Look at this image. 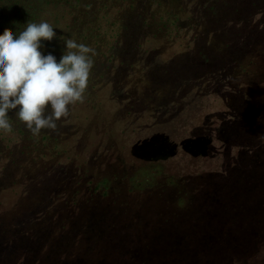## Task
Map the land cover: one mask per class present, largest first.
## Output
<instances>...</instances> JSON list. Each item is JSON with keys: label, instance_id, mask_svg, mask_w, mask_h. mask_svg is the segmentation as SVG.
I'll list each match as a JSON object with an SVG mask.
<instances>
[{"label": "rangeland", "instance_id": "1", "mask_svg": "<svg viewBox=\"0 0 264 264\" xmlns=\"http://www.w3.org/2000/svg\"><path fill=\"white\" fill-rule=\"evenodd\" d=\"M2 1L0 20L6 17L11 24L14 16ZM49 1L54 5L40 17L56 28V38L47 42V48L52 53L65 50L63 38L75 39L95 49L94 66L83 103L70 106V114L58 122L56 131L44 129L33 136L22 122L0 138L11 146L0 154V263L4 257L7 264H19L32 262L39 253L48 256L50 251L37 241L36 228L52 218L82 220L129 205L134 212L128 216L147 223L151 210L142 215L140 206L156 203L162 210L163 192L172 202L185 190L201 195L189 214H198L197 203L210 211L207 206L221 188L210 179L222 181L233 167L243 169L239 157L255 154L257 145L264 147V137L255 146L242 138L230 142L220 132L240 123L234 103L252 107L248 103L262 99L261 111L255 106V118L240 126L247 122L254 126L264 117V87L248 84L254 75L250 64L245 65V74L230 66L243 51H254L252 46L264 29V0H230L232 5L217 14L211 3L218 7L224 0ZM77 2L83 6L73 11L70 7ZM2 26L0 35L8 25ZM242 26L249 35L241 32ZM230 28L239 30V35L227 33ZM204 52L208 68L201 59ZM259 54L256 50L254 58ZM259 62L264 64V57ZM228 66L222 75V68ZM251 126L237 133L249 131L252 136ZM25 145L29 148L23 152L29 155L24 159ZM25 195L26 201L19 205ZM246 198L243 194L237 206L256 211L254 200ZM178 204L182 205L179 197ZM77 226V220L68 224L66 235L73 243L56 258L82 253L85 238L78 237ZM20 245L21 250H16ZM238 262L264 264V248Z\"/></svg>", "mask_w": 264, "mask_h": 264}, {"label": "trees", "instance_id": "2", "mask_svg": "<svg viewBox=\"0 0 264 264\" xmlns=\"http://www.w3.org/2000/svg\"><path fill=\"white\" fill-rule=\"evenodd\" d=\"M53 3L49 0H6L8 13L10 15L13 14L14 19H11V24L8 23L10 19L6 21V17L0 20V26L3 25L5 27V24L8 25V31L5 28L3 32L17 31L18 33L23 30L24 25L28 21L34 23L41 22V13ZM211 5V11L217 14L219 9L226 6L227 9L232 4L230 0H224L218 7L213 3ZM81 6H83L82 2H77L76 5L70 8H73V11H78ZM86 6L88 7V5ZM237 6L241 14L242 7L238 2ZM239 16H237V19H239ZM233 31L239 35V30L236 31L233 28H230L227 33L234 35ZM241 32L244 35L247 34V28L242 26ZM260 33L263 34L264 29ZM262 34L259 36L256 44L252 46V50L254 49L252 54L243 51L241 57L239 56L240 58L234 59L232 65H230H234L235 68L236 66L239 67L238 70L244 73L246 70L245 65L250 64L249 66L253 69L254 75L250 76V80L247 79V81L254 89L260 86L264 87V73L261 74L262 71L264 72V64L259 62V58L264 57V35ZM216 35L217 32L214 31L213 36ZM46 45L47 41L44 42V48L42 49L44 54L52 53ZM256 50L260 51V54L257 58H254ZM63 51L60 48L54 50L52 54L59 60ZM228 52L232 53V47L228 49ZM246 55L247 57H244ZM201 56V59L205 62L203 66H208L206 52L201 53ZM251 57L253 61L249 60ZM230 66L222 68V75L225 76L224 73L228 71L227 69ZM203 74L205 75L207 72ZM242 94L245 95V93ZM258 101L255 99L253 102L255 104L248 103L249 105H253V109L245 103L241 104V101L234 103L235 107L238 106L237 110L239 114L236 118L240 123H235L233 127H222L220 132L224 138H228L230 142H233L234 139L236 141L242 138L249 145L259 144V140L264 137V117H262V122L254 126H251V122L240 126L245 119L250 120L255 118V113H257L255 108L261 111L262 105ZM10 118L13 125L15 123L22 124L14 114H10ZM243 126L246 128L252 127L253 132H250L252 136L249 134V131L242 136L237 133ZM233 131H236V134ZM5 133L0 131V138ZM0 141L4 143V148L0 147L2 149L0 154H3L5 153L3 150L6 151L11 146L7 139ZM5 142H8V144ZM25 148H29V146L26 147L25 145L22 147L21 154L24 156V159L29 155V153L23 152ZM263 148V146L257 145L256 149L254 148L256 153L254 154L253 151V155L248 156V158H243L241 154L242 156L239 157L238 162L240 165H243V169L239 170V167L238 169L233 167V169L229 170L228 176L222 181L210 179L209 182H215L221 186L218 190V195L212 199L213 203L209 205L210 207L205 204L210 211L202 209L200 203H197L198 214L191 215L188 213L189 210H193L195 207L197 198L201 200V195L194 194L193 190V193L186 192V190L185 193L181 191V194L176 195L175 199L172 200L173 206L166 192L162 191L163 194L161 196H164L162 199L166 201L164 202L166 207H162V210H159L156 208V203H152L142 205L138 209L142 215L151 210L150 219L147 223L142 218L129 217L128 214L134 212L131 207L129 209V205L125 206V209H122V207L116 208L113 212V209L109 211L104 208L105 210L100 211L99 214L95 216L89 215L91 217H85L82 220L78 216V219H75L77 218L75 216V218L68 219L59 218L53 220L52 218L49 221L44 220L36 228L39 233V236L36 238L44 246L45 250L50 251L48 256L46 255L43 258V255L39 253L32 262H27V260L23 262L21 260L19 264H71L73 262L75 264H240L238 261L243 255L249 256L254 252L259 253L264 248ZM101 185L105 186V182H102ZM195 189L196 192L198 188L196 187ZM187 193H191L189 200H186ZM243 194L247 196L246 200H254L253 203L256 204V211L250 212L245 205L241 208L237 206L238 202H242ZM40 197L42 198V194ZM178 197L182 199V205L178 204ZM26 198V195L21 197L18 200V204L20 205L26 201ZM238 210L239 212H237ZM57 211L61 212L59 209ZM152 214H154L153 217H151ZM251 216L255 220L244 221L247 218H251ZM73 220H77L78 237L80 239L85 238V243H82L83 248H85L80 255L76 257L70 255L69 257H65V260H61V258H56V256L63 255V248L68 244L71 245L72 237L70 234L66 235V233L68 224ZM78 220L81 221V225H79ZM251 228L256 229L254 233L250 232ZM55 232L59 233V235L56 236ZM16 250H21V245ZM7 260L4 257L0 264H7Z\"/></svg>", "mask_w": 264, "mask_h": 264}, {"label": "clouds", "instance_id": "3", "mask_svg": "<svg viewBox=\"0 0 264 264\" xmlns=\"http://www.w3.org/2000/svg\"><path fill=\"white\" fill-rule=\"evenodd\" d=\"M54 29L47 21H28L22 31L0 35V131H13L10 114L33 136L56 131L70 106L83 103L95 49L64 37L59 60L44 54V42L56 38Z\"/></svg>", "mask_w": 264, "mask_h": 264}]
</instances>
